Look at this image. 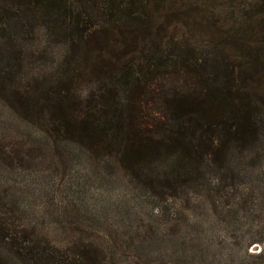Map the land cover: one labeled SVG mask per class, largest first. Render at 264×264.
Segmentation results:
<instances>
[{"label":"rangeland","instance_id":"374dc122","mask_svg":"<svg viewBox=\"0 0 264 264\" xmlns=\"http://www.w3.org/2000/svg\"><path fill=\"white\" fill-rule=\"evenodd\" d=\"M211 80L240 132L175 156ZM0 264H264V0H0Z\"/></svg>","mask_w":264,"mask_h":264},{"label":"trees","instance_id":"16d2710c","mask_svg":"<svg viewBox=\"0 0 264 264\" xmlns=\"http://www.w3.org/2000/svg\"><path fill=\"white\" fill-rule=\"evenodd\" d=\"M196 55H198V52ZM207 58L208 57L199 59V57H195L190 64H185L184 68L196 75H201L203 73L208 74V69H212V72L209 74L217 76L218 67H222L220 61H212L209 63L210 59ZM224 66L228 68V66ZM214 81L215 80H211L210 84L212 86L209 84L208 88H203L209 91L205 92L204 98L199 102L193 101L192 103H186L185 99L188 97L175 99V101H178V104L175 107L172 106L169 112L170 135L164 140L168 147L176 148L178 146L175 156H187L190 159V157L200 153L199 148L205 149L207 152L214 151L220 141L219 136L225 133L235 136L240 132L241 126L239 123L242 110L240 104H238L239 102L236 97L237 92L234 89L235 86L231 85L225 90L220 86H214ZM229 82H232V80L229 79ZM220 101L227 102L232 109L230 116H228L226 120V124L222 122L224 119L213 114L216 109L215 106ZM186 104H189V106H186ZM94 125L96 127L111 126L114 132H128L129 130V125L127 122L123 121H119L118 124L117 121L97 122ZM109 132L110 130L108 128L105 129V135L101 136L103 142L111 140ZM136 140L137 138L132 136L127 142H119L122 162L131 158L132 152L135 154L139 152L140 149L138 148H141L142 144H139L140 142ZM194 142H197V144L194 145Z\"/></svg>","mask_w":264,"mask_h":264}]
</instances>
